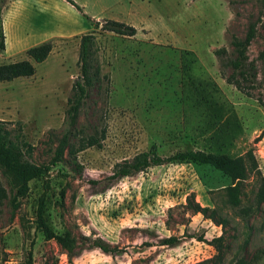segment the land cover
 <instances>
[{
	"label": "rangeland",
	"instance_id": "obj_1",
	"mask_svg": "<svg viewBox=\"0 0 264 264\" xmlns=\"http://www.w3.org/2000/svg\"><path fill=\"white\" fill-rule=\"evenodd\" d=\"M73 1L80 9L66 0H3L1 6L0 63L27 58L26 49L42 41L51 48L31 75L0 81V120L11 135L30 143L32 161L46 163L65 128V109L79 75V37L91 33L99 79L83 99L75 128L79 135L95 134L99 143L77 150L75 160L64 151L45 175L29 180L16 206L0 167L7 193L0 205V264H197L216 252L208 241L221 233L220 264H264V202L254 207V177L242 183L240 205L252 207L247 216L225 201L221 189L203 185L190 163L165 162L112 177L115 163L152 145L160 155L208 147L207 114L181 71L182 55L193 58L188 72L200 79L193 83L234 112L223 124L232 134L225 146L233 154L250 148L264 177L260 0ZM106 18L133 25L135 34L100 28ZM249 23L255 31L245 67L253 65L255 79L242 80L244 92L225 81L222 73L231 68L220 64L214 49H225L222 58L232 56L231 37H243ZM208 180L221 182L216 174ZM189 192L200 205L215 206L218 215L211 219L194 212ZM42 193L51 228L74 238L72 255L35 227ZM219 216L226 220L218 222ZM169 235L177 241L161 244ZM96 238L113 250L99 249Z\"/></svg>",
	"mask_w": 264,
	"mask_h": 264
},
{
	"label": "trees",
	"instance_id": "obj_2",
	"mask_svg": "<svg viewBox=\"0 0 264 264\" xmlns=\"http://www.w3.org/2000/svg\"><path fill=\"white\" fill-rule=\"evenodd\" d=\"M74 5L77 9L80 6L73 0H66ZM3 0H0V11ZM261 6L264 7V0H260ZM97 26V21H94ZM100 28L113 31L122 35H133L136 28L120 20L106 18L100 24ZM254 24L249 23L243 37L232 36L230 44L232 45V56L222 58L224 48L214 49V53L219 57L222 66H229L230 72L225 75L222 73L226 82L231 83L235 88L246 92L247 88L243 85L242 80L250 78L254 81L255 73L253 65H247L246 47L254 36ZM94 36L91 33H84L79 37V75L74 79L72 96L68 99L65 109V128L58 138L53 154L46 163H36L30 159L32 146L26 140L18 138L17 135H11L3 120H0V167L2 173L7 179V183L12 193V205H17V198L23 196L28 191V182L32 178L41 177L47 173L50 166L62 158L64 151L75 160V152L87 145L98 144L99 139L95 134H78L75 128L76 116L82 105L83 99L90 87L99 79V66L92 61L94 50ZM4 45V34L1 26L0 17V48ZM51 48L49 41H42L38 44L29 46L26 49L27 58L0 63V81L10 80L19 76H28L34 72V63L42 61ZM183 51V50H182ZM186 52V51H184ZM188 53V52H187ZM221 57V58H220ZM193 58L186 55L181 56V71L190 81V89L193 93V99L203 106L207 114V123L209 124L210 133L205 137L208 144L207 148H183L175 150L168 155H160L156 152L154 145L148 149H143L130 158L123 159L115 163L112 171V177L128 175L133 172L144 170L151 165H159L165 162H185L190 163L195 169L200 182L205 186H213L222 190L225 201L236 206L241 215L247 216L251 212V206L240 205L241 195L243 194L242 183L248 176L256 180V190L254 192V207L264 202V177L261 175L252 150L246 149L239 154H233L225 143L229 142V135L232 134L228 129L223 127L224 123L229 122L230 116H234L231 108H227L224 102L217 100L214 96L205 91L204 85L193 83L194 79L188 70L191 68L190 62ZM211 80V79H201ZM76 165H78L76 163ZM216 174L221 182L215 185H209L208 177ZM7 196L6 190L0 180V205ZM187 203L194 212H200L203 215L214 219L217 214L215 206L200 205L194 201L192 192L187 195ZM45 200L44 194L37 198L34 212L35 227L41 231L43 237L53 238L57 243L64 247L69 255L74 253V238L68 233L55 232L47 222L44 214ZM218 222H224L225 217L219 216ZM222 233L212 237L208 243L212 245L216 252L207 258L197 262V264H220L223 258V241ZM177 237L169 235L161 239V244H172L177 241ZM201 239V238H198ZM94 245L105 252H110V247L101 238L93 241ZM232 264H241L235 261Z\"/></svg>",
	"mask_w": 264,
	"mask_h": 264
}]
</instances>
